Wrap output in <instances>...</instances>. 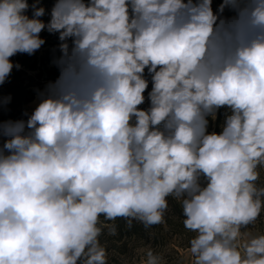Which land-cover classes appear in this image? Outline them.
<instances>
[{
    "label": "clouds",
    "instance_id": "clouds-1",
    "mask_svg": "<svg viewBox=\"0 0 264 264\" xmlns=\"http://www.w3.org/2000/svg\"><path fill=\"white\" fill-rule=\"evenodd\" d=\"M38 4L0 0V85L43 31L60 53L28 118L0 122V264H107L100 218L161 224L169 197L194 264H264L241 231L264 209V0Z\"/></svg>",
    "mask_w": 264,
    "mask_h": 264
},
{
    "label": "trees",
    "instance_id": "trees-1",
    "mask_svg": "<svg viewBox=\"0 0 264 264\" xmlns=\"http://www.w3.org/2000/svg\"><path fill=\"white\" fill-rule=\"evenodd\" d=\"M220 4L222 0H214ZM30 5L27 14L32 15L31 5L34 0H28ZM55 3V0H39L38 7L45 8V15L41 19L47 22L50 19V12ZM41 37L45 39L46 43L41 48H46L43 51L40 59L37 52L34 55L17 54L11 57L14 64H19L20 68H13L7 81L0 85V99L10 97V100L0 107V122L15 121L28 118L32 111L27 109V105L32 102L39 92L45 90L49 82H54L58 75V68L52 63L54 57L59 56L58 51V34H49L46 30L43 31ZM39 59V60H38ZM52 65V66H51ZM30 72H35L34 76L29 75ZM146 76L147 73L145 72ZM151 90V84L147 91ZM222 115V109L218 113V117ZM211 118H209V124ZM0 138V147H2L3 140ZM169 208L164 215V221L161 224L145 227L144 224L133 221L132 226L123 218H117L114 221H107L103 217L100 218L102 227V234L99 237L101 245L106 250L107 264L117 261L116 255H125L129 253L138 244L143 246L150 245V249L156 248L162 240H166L170 233L179 234L178 236L185 239L187 244L182 248H190V240L195 236L193 232L184 227L183 220L185 217L182 214V207L179 201L173 197L168 198ZM104 225H114L116 227V234H109L108 227ZM174 231V232H172ZM193 236H191V235ZM112 251V253H109Z\"/></svg>",
    "mask_w": 264,
    "mask_h": 264
},
{
    "label": "rangeland",
    "instance_id": "rangeland-1",
    "mask_svg": "<svg viewBox=\"0 0 264 264\" xmlns=\"http://www.w3.org/2000/svg\"><path fill=\"white\" fill-rule=\"evenodd\" d=\"M219 4H217L213 0V8L216 9ZM225 15H231L230 12L226 10ZM46 48H41L37 51V56L40 59L42 56L43 51ZM60 54V53H59ZM38 59V60H39ZM52 66V65H51ZM147 73V70H146ZM29 75L34 76L35 72H30ZM147 78L150 80V76L147 74ZM38 103V96H35L34 99L30 104L27 105V109L29 111H33L34 108L37 106ZM148 102L146 100L145 104L142 105V108H147ZM223 109L222 115L217 117L216 121H212L209 124L208 131H220V124L223 121ZM258 171L260 173V178L256 182L258 187H264V167H259ZM243 232H251L254 235H264V209H262L260 216L257 218L254 224L249 225L247 229H242ZM174 232V231H172ZM194 236L195 233H192ZM179 234L170 233L166 240H162V242L157 245L156 248H153V252L157 254H161L164 257V264H194V257L188 251V249L182 248L184 244H187L185 239L178 236ZM191 235V234H190ZM191 235V236H193ZM150 249V245L143 246L141 244L136 245L133 247L129 253L125 255H116L115 258L117 261L111 262V264H145L146 262V252ZM112 253V251H109Z\"/></svg>",
    "mask_w": 264,
    "mask_h": 264
}]
</instances>
